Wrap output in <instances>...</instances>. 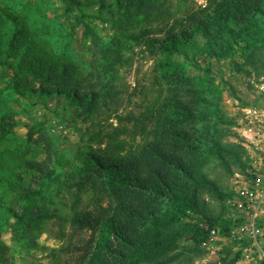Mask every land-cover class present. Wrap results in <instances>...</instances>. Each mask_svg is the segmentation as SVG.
I'll return each mask as SVG.
<instances>
[{
    "label": "trees",
    "instance_id": "1",
    "mask_svg": "<svg viewBox=\"0 0 264 264\" xmlns=\"http://www.w3.org/2000/svg\"><path fill=\"white\" fill-rule=\"evenodd\" d=\"M166 1L87 3L114 12L111 19H115L121 37L128 36L126 22H133L139 14L149 22L159 23L130 36L138 42L144 40L150 54L162 56L153 69L159 86L157 97L138 113L115 112L117 124L94 131L84 147L77 150L73 162L59 157L64 163L62 172L71 178L68 188L73 200L68 217L49 207L46 193L51 182L57 180L56 173L47 162L37 159L40 150L32 152L34 127L26 140L18 142L13 124L5 115L1 117L0 147L10 143L23 155L20 165L25 172L46 175L37 188L25 187L26 179L21 174L2 183V187L10 185L13 200L10 204L9 198L6 203L0 202L4 206L0 264H12L8 245L1 237L4 231L11 230L16 243H24L30 250L39 245L36 239H29L30 235L41 232L54 217L62 229L63 221H67L73 234L92 230L95 236L89 240L80 237L83 245L78 248L84 253L64 264H191L205 254L200 244L206 232L200 222L222 224L223 232H228L229 224L221 220L222 214L214 215L209 210L205 197L224 198L230 191L224 193L205 168L212 161L231 173L232 162L244 168L246 150L239 143L223 142L216 130L212 132L209 117L224 120L216 108L218 87L212 78L208 88L201 85L188 71L186 61L192 60L189 47L202 37L210 56L223 58L240 51L246 61L236 63V68L242 70L248 63L259 74L264 69L259 57L264 47L259 25V18L264 17V0H207L205 6L189 9L185 17L175 18L164 27V15L170 12ZM67 2L69 8L83 6L79 0ZM17 23L15 17L0 8V65L10 69L3 88L24 97L29 92L55 94L63 98L65 106L77 107L86 114L98 111L106 94H111V84L98 89L82 82L76 68L51 55L27 28L19 30ZM106 54L103 57L107 58ZM190 62L195 69L210 74L197 61ZM114 64L113 60L107 61L108 72ZM85 192H90L91 197L84 205ZM6 195L4 191L2 197ZM180 241L185 245L178 249ZM241 253L236 250L229 262L237 263Z\"/></svg>",
    "mask_w": 264,
    "mask_h": 264
},
{
    "label": "rangeland",
    "instance_id": "2",
    "mask_svg": "<svg viewBox=\"0 0 264 264\" xmlns=\"http://www.w3.org/2000/svg\"><path fill=\"white\" fill-rule=\"evenodd\" d=\"M79 1L83 5L81 8H69L70 4L67 0H0V8L15 17V20L17 19L16 27L20 28L19 30L27 28L29 35L41 43L51 55L65 60L76 68L82 82L92 84L98 89L108 87V83L111 84V94H106L105 99L100 102L99 110L86 114L77 107L65 106L63 98L55 94L40 96L29 92L24 97L15 90L3 88L10 77V69L0 65V120L5 115V119L13 124L18 142L26 140L30 129L34 127L33 147L35 149L32 152L40 150L41 154L37 159L47 162L56 173L57 180L51 182L46 193L49 197V207L52 210L57 209L63 217L71 214L73 198L68 188L71 178L67 172H62L64 163L59 157L62 155L73 162L77 150L84 147L88 137L94 131L101 126L109 128V124H117L115 112L138 113L157 97L159 86L153 69L156 61L162 56L159 53L150 54L144 40L138 42L130 36L133 32H139L141 28L156 26L159 23L149 22L142 14H139L133 22H126L128 36L121 37L118 35L115 19H111V16L114 18L116 15L114 12L107 9L100 10L97 4L90 6L87 3L91 0ZM203 4L206 5L207 0H167L166 5L170 12L169 15H164L163 26L171 25L175 18L185 17L189 9L201 7ZM259 25L263 31L261 34H264V17L262 16L259 18ZM206 50L204 39L198 37L197 44L188 49L192 60L186 61V66L201 85L208 88L209 79L212 78L218 87L216 108L224 116V120L211 115L208 122L212 132L216 130L223 142L241 144L237 126L241 119L242 108L252 102L264 105V92L260 93L257 87L259 83L264 82V69H260L258 74L253 66L247 63L244 69L238 70L236 63L246 61L240 51L231 56L217 58L210 56ZM105 52H107V58L103 57ZM259 57L264 63V47ZM176 58L184 59L181 55H177ZM109 60H113L115 64L108 72L106 63ZM193 60L205 69H209L210 74L206 75L203 71L195 69L190 62ZM110 78H112L111 81ZM35 85L38 84L35 83ZM110 114L113 116L109 118ZM228 120L231 123H228ZM137 140L139 141V138ZM5 144L0 147V202L6 203L9 198L7 203L10 204L13 193L10 185L2 187L3 182L9 183L16 174H21L26 179L25 187L37 188L46 174L25 172L20 165L23 158V155H20L21 152L17 151L16 147L8 145L10 143ZM230 169H233L232 173L217 161L210 162L205 168L208 175L220 184L224 193L230 191L231 177L241 168L232 162ZM4 191L7 193L5 199L2 197ZM90 197V192L84 193V205L89 202ZM226 197L227 195L224 198H212L208 195L205 197L210 203L209 210L214 215L222 214L221 220L226 214L224 206ZM3 207L0 204V219ZM189 213L192 214L191 211ZM58 222L59 220L54 217L45 224L41 232L36 231L30 235L29 239H36L39 243L37 247L30 250H26L28 249L26 244L16 243L11 230L4 231L1 237L8 245L9 262L12 264H64L66 260L80 258L84 253L83 249L78 248L83 245L79 241L80 237H85V240L93 239L95 236L92 230L81 235L73 234L69 222L63 221V229ZM61 230L65 232L64 236ZM262 241L264 243V239ZM183 245L185 241H180L178 249H181ZM225 246L231 250L223 248L214 254L203 255L202 257L207 259L204 264L207 262L232 264L229 260L234 256L236 249L231 244ZM200 258L195 259L191 264ZM259 263L246 262L240 258L235 264Z\"/></svg>",
    "mask_w": 264,
    "mask_h": 264
},
{
    "label": "built area",
    "instance_id": "3",
    "mask_svg": "<svg viewBox=\"0 0 264 264\" xmlns=\"http://www.w3.org/2000/svg\"><path fill=\"white\" fill-rule=\"evenodd\" d=\"M257 87L264 92V82ZM237 131L246 150V166L233 173L230 194L224 201L223 220L229 229L224 233L222 224L200 222L206 232L200 246L204 255H210L231 244L242 251L241 260L264 264V105H245ZM206 260L202 257L193 264H204Z\"/></svg>",
    "mask_w": 264,
    "mask_h": 264
}]
</instances>
